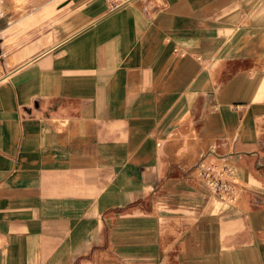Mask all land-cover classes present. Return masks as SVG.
Masks as SVG:
<instances>
[{"label":"crops","instance_id":"crops-1","mask_svg":"<svg viewBox=\"0 0 264 264\" xmlns=\"http://www.w3.org/2000/svg\"><path fill=\"white\" fill-rule=\"evenodd\" d=\"M0 264H264V0H0Z\"/></svg>","mask_w":264,"mask_h":264},{"label":"built area","instance_id":"built-area-1","mask_svg":"<svg viewBox=\"0 0 264 264\" xmlns=\"http://www.w3.org/2000/svg\"><path fill=\"white\" fill-rule=\"evenodd\" d=\"M116 7V5H113L112 9ZM230 173V168L223 165V163L201 164L198 166V177L205 184L210 195L229 202L234 199L236 192Z\"/></svg>","mask_w":264,"mask_h":264}]
</instances>
